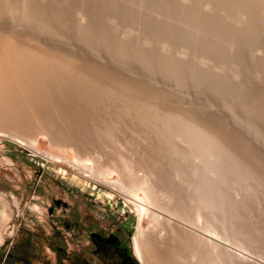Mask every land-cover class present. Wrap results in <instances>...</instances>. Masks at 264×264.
Segmentation results:
<instances>
[{
  "label": "rangeland",
  "instance_id": "374dc122",
  "mask_svg": "<svg viewBox=\"0 0 264 264\" xmlns=\"http://www.w3.org/2000/svg\"><path fill=\"white\" fill-rule=\"evenodd\" d=\"M85 1L87 0H29V3L31 5L35 6L37 2H40L44 5V8L46 9V18L48 20L45 21V26L43 27V34L47 38L46 42L48 44H55L60 49H66L74 56V61L72 63H74L76 60L75 65L77 64V66L79 67L73 65L72 68H77L76 70L73 69L74 72L69 74L74 79L76 78L74 77V74L75 76L76 74H79V77L81 79L78 78L77 80L80 79L81 81H84V79L86 78H91L90 76H94L95 78H91L93 82H90L87 79V81H84L90 82L87 83V88L90 89L93 87L92 90L90 89L93 93L89 92L90 94H87L83 92L84 94H80L78 93V85H75L73 87L72 84L75 82L72 80L67 79V81L72 82H70V85L72 86H69L67 81L65 85L62 83H60V85L59 83L53 82L52 79L48 80L45 77V84H50H48L49 91L46 92V94H42L43 97L45 96L44 99L42 98V100L39 101L41 99L39 98L38 102L34 101L36 104L34 103L33 109L31 108L32 110L28 108V111L30 110L34 112L35 109H37L36 111L39 113L40 111H42L43 108H46L45 111L43 110V113L41 112L42 114L39 113L38 116L37 114L34 116H37L42 120L46 119L44 123H47L46 125L48 132H52L56 129L52 133L61 131L60 133L57 132V135L59 133L60 136H57L55 134L57 136L56 137L53 134L54 138L50 139L51 137H53V135H50L51 133H47L49 135L44 134L45 132L40 133L38 130H36V128H34V126L28 124L25 125L27 126L28 130H26L25 126V129H23L22 126L20 130L19 126L16 127V133L21 135L24 134V136L28 138L30 134L29 132H31L29 129H35V132H33L32 130L33 133L31 132L30 135V138L35 140V150H32L26 144H22L17 140L11 138L10 135H0V264H71L70 260L74 257L77 252H79V250H81L84 246L87 245L88 239L85 234L79 235L73 229H65V227L63 226V221L67 219L69 220L79 218L82 224H85L86 226L87 222L84 220V217L88 213L93 212H96L97 215H103L104 213H107L112 216H115L117 219H120L122 216L125 215L134 217V223L131 226V234L128 235V247L130 250V255L134 260L138 262V264H143V262L138 258L134 250L135 241L137 240L139 247L143 253L146 264H173L175 263V260L178 261L179 258L186 259L187 257H189L187 254H189V248L191 246H188V243H190V241L187 237L188 235L186 234L189 233L188 231L194 230L193 224L190 221H184L183 219L175 215L177 214V212L181 213V210H177L182 209L178 208L182 205L184 210L185 208L187 209L185 210V212H188L187 216L189 218L192 216V219L194 217V209H191L193 207L190 208V206L192 205L190 203V200L187 199H190L189 196L191 192H189V190H192L191 187H193L195 180V176L191 174V172H194L195 169L193 164L196 163L195 165H197L198 159L194 161L191 154L193 155V157L195 156L194 158H196V153L193 151L194 153H190L189 155V153L187 152V148L184 150V147L182 146L184 145L185 147H187V145L183 143L181 144V141L179 142L180 137L176 136L175 139L177 138V141L174 140L172 142L179 143L176 147V144L173 143L174 147L177 149L179 148V150L177 151H181L183 148V150L180 152L181 156L185 152L192 159L189 160L188 156L185 159H183L181 156L180 157L184 160L183 162H188L187 167H190L191 165L193 166L191 168L188 167L187 170L185 163H183V165L180 166L183 168L179 169L181 170L180 173L178 170V166L182 164V159L179 156H177L178 158L175 156V158H173L172 160L171 153H173V148H169V152L168 150H166L168 152L167 154L166 152H164L165 148L162 146L166 145L165 143H167L168 141L165 140L169 139L170 134L176 129L175 127H173V122L177 119V117L180 116L182 117L178 118V120L182 119V122H184L185 120L188 122L193 120L191 122H193L194 124L197 123L196 126L198 125L197 127L202 128L200 129L205 136L207 135L208 137H212L211 134H215L217 132L216 135H213L214 137H212V139H215L214 142L218 144V148L220 147V149H223L221 151L225 153L224 157L226 159V162L228 161L227 164L229 163L233 167L235 164V167H238V169H240L239 166L243 167H241L243 170L240 169L242 177L240 176L239 178H234V176L230 172L225 170V176L230 174V177L227 176V178L224 176L225 184L221 185L223 188L222 192L224 191L228 195L226 196V194H223L224 192L222 193V211L221 209L215 211L207 207L201 214L199 218V223L204 224L206 227L208 226L207 229H209V233L210 231H213L211 233H214V235L216 236V241L218 242L220 249H223L225 247L233 248L237 253H239V255L235 254L232 255V257H228L227 255L219 256V258L221 257L222 259H224L223 262L226 261L225 263L228 264L229 262L227 260L231 259L234 264H239V262L240 264H264V53H262L264 52V31H262V26L258 25L255 28L254 32L255 38L257 39V43L253 42V44H248V42L241 39L240 42L236 43V45L234 46L232 44L230 45V41H228L227 43L228 39L225 36L222 38L223 40L221 39V42L219 41V39L216 40L212 36V38L209 36L206 37V41L208 40V43L210 42L212 44V47H215V45L217 46V44L221 46H224V44L229 45L224 46V50L225 52H227L226 55L228 56V60H223L217 55H214L212 52L211 54L206 51L203 52L202 49L200 50L198 48L199 46H197L195 49L190 43L186 42L183 39V36L172 35V32L176 30H180L179 32L184 31L185 33L189 32L190 30V27L188 26L189 24H187V22L189 23V21L187 19L183 20L178 15H176V11L179 8L178 4H176L178 3L177 0V2L175 0H163V2L162 0H157L158 3H161L159 5H164V2L165 5L166 3L167 5L169 4L166 9L163 8V11L160 8H157L156 6V8H148L144 5L146 4L145 2H133V0H89L90 16L85 17V19H81L82 14L87 8ZM165 5L164 7H166ZM216 14H220L219 17L222 16V13ZM160 23L162 27L159 25ZM236 23L239 24L238 27L242 26L240 22ZM87 25H90L92 28L91 34H89L88 36L89 39L87 37H84L83 34L81 36L80 33V31L84 29L83 26ZM27 26L21 25L20 29H22L20 32H24L25 36L32 34V37L29 36V38L33 39V36L36 35L35 33H37L39 29L37 26H35V23L33 25L30 24ZM25 27H27L28 29ZM26 32L28 34H26ZM162 32L164 34H162ZM27 43L28 45L30 44L29 46L32 45V47L34 48V40L27 39ZM60 46H63V48ZM256 47L259 48L257 49ZM236 51L239 53H237ZM239 54V59H234V56H238ZM167 58H170L174 61L178 59V61L182 62L183 64L185 63L186 74L182 73L179 74V76H175L172 68L166 66L167 64L165 60ZM31 62V67L33 69L29 71L32 72V74L30 72H28L30 75L27 74L30 77L33 76V73H35V76L33 77H36V75L39 76L38 73L34 70L38 71L41 69V71L47 72V70L44 69V67H40V65L34 66V64L36 65L37 63H34L33 60ZM83 65L86 67H84ZM91 65L93 66V68ZM87 66L89 67L88 69ZM206 67H210L211 69L209 68L210 70H207L211 72L214 71L215 73L217 71V76L215 75V77L211 79L208 73H204L208 75L209 78L205 75H200L197 78V76H195V73L196 75L201 74L202 72L199 71L206 69ZM41 71L40 76L42 77L43 74H45L46 72H42L43 74H41ZM80 71L82 73L85 72L84 74H88L89 76L86 75L88 77H83L84 75H80ZM189 71L190 73L192 72L191 75L195 77H191V75L187 76V73L190 74ZM59 72L66 73V71H63V67L60 68ZM97 73L98 75L95 76ZM29 76L28 78H30ZM40 76L39 78L37 77V80L44 81V78H40ZM219 76L221 77L218 78ZM82 77L84 78L83 80ZM179 78L181 80H178ZM196 79L197 81H195ZM232 79L235 81H233ZM96 80H99L102 83L96 82ZM204 81L205 83H203ZM206 81L208 84L206 83ZM95 82L97 84H95ZM51 83L55 84L53 85ZM220 83H222V85L224 84L227 89L224 88L225 86L221 87V90L220 88L217 89V85H219ZM56 84H59L58 87ZM89 84L90 86L91 84H95L97 87L93 85L90 87ZM102 84L103 86H100ZM61 86H63L65 89ZM67 86H69V88ZM231 86L233 88H231ZM104 87H108L113 91L112 93L114 94L110 93L111 95H113V99L112 97H110V94H105L104 92H102V90H100V88L102 89ZM122 87L124 90L122 89ZM215 87L217 90L213 89ZM71 88H74L73 90H75V92H73ZM8 89L11 90L12 88L9 87L7 88V90ZM9 90H5V93L7 92L6 94H8V97L13 96V98H16L15 102L12 101L11 103H14L13 108L16 110L17 108L15 106L23 105L24 108L19 106L20 108L18 109L20 111L25 112V109H27V105L25 104L26 100L18 99L20 94L18 89L15 88L12 90V94L14 95H12ZM15 90L17 91L15 92ZM70 90H72L74 94L71 93ZM97 90H99V92H97ZM226 90L228 92H226ZM61 91H63V93ZM94 91L97 93H95ZM100 92L102 93L100 94ZM123 92L124 94L122 96ZM220 92L223 94H221ZM224 92H226V94ZM16 93L18 95H16ZM77 94L79 95L78 97ZM86 94L89 96H87ZM69 95L71 99L69 98ZM99 95H103L100 97H103L106 100L103 98H101V100L98 99ZM105 95L109 97H105ZM115 95L118 96L115 97ZM49 96H53V99L49 98ZM86 97L88 98V101H86ZM91 97H93V101L90 100ZM83 98H85V100ZM108 98H110L111 100ZM118 98L124 100L121 101ZM125 98L130 99L129 101L131 102L133 101L132 103L134 105L131 102L129 103L128 99ZM135 98H138L140 101L138 99L136 101ZM45 99H47V101ZM43 100L46 103H50L49 106L52 107V110L48 107L47 104H45L44 106ZM95 100L97 101V103L95 102ZM89 101H91V104ZM141 101L143 104L140 103ZM136 102L139 103L137 104ZM37 103L41 105L40 110L38 109L40 105L38 106ZM54 103L55 105H53ZM148 103L150 104L148 105ZM124 104L129 105L125 106ZM138 105H145L143 106V108L142 106H140L141 110H143L144 112L139 110L140 113H138L136 109ZM123 106L125 109L128 107L129 110H125ZM129 107H131L132 110ZM151 107H154V110ZM8 108L9 106L7 108H3L4 110L0 109V122L3 124L6 123V125L7 122L5 120L7 119L5 117H7V114L10 113V109ZM47 108L49 109V111H51H47ZM82 108H84L85 111L84 109L82 110ZM5 109H8L7 113L5 112ZM18 109L16 111H19ZM120 109L122 110L120 111ZM53 110H56V112H52ZM90 110L95 111L91 112ZM46 111L49 112V115L52 113L54 118L52 116H49L48 114H44L47 113ZM128 111H130V115L129 113H126ZM154 111L157 116L154 114ZM3 112H5L4 115L7 116L4 117ZM145 112L148 114H146ZM142 113L146 114L145 117L147 118L145 120L143 118L144 115ZM40 114L42 117L40 116ZM139 114H142L143 116L141 115L140 117L138 116ZM173 114L174 116L177 115V117L175 118ZM44 115L46 116V118H44ZM135 116L138 118V120L137 118H134ZM170 116H172L175 120L173 121ZM187 116L188 118H186ZM210 116L212 119L209 118ZM131 117L132 119H134L132 120ZM166 117L168 118V120ZM142 118L143 120H141ZM1 119L3 120L1 121ZM49 120L50 123L48 122ZM178 120L176 122H178ZM148 121H150L151 123L153 122L154 124L152 123L151 126L150 122ZM158 121L160 123L162 121L163 123L167 122L165 126L168 127H164V124L162 123V125ZM52 122L59 126L53 125ZM169 122L171 124V131L168 130L170 126ZM176 122L174 124H176ZM48 124H51L50 127L52 126V129L55 126L54 129L49 131ZM134 125L136 126L134 127ZM154 125H157L155 127L157 129L158 127H163V131L161 132V134H164L163 132L169 131L167 133V135L169 134L168 138H166V135H163L164 139L162 138V136H159L161 134L158 131H161L162 129H158L156 131L155 128H152L154 127ZM23 130L26 133H21V131ZM154 131H156V133ZM48 136L51 137L49 138ZM64 136L67 140L69 139L70 141H67ZM141 136L142 138L140 139ZM55 137L59 139L57 140L55 139ZM160 138L163 139L165 142H160L162 141L160 140ZM171 138H174V136H172ZM74 140L79 141L75 143ZM55 142L58 144V146ZM69 142L73 146H68L67 143L69 144ZM159 144L161 145V149H159ZM60 145L62 146V148L60 147ZM75 148L78 149L75 150ZM167 148L168 147H166V149ZM99 150L101 151V153ZM46 153L53 154L55 155V157H47L45 155ZM130 154H132L133 156H131ZM105 155L106 157H104ZM159 155H161L162 157L157 158ZM118 156H120V159H117L119 158ZM129 158L130 160H132L130 164L127 162ZM122 159L123 161L125 159V161L127 162H125V165ZM158 159L161 161H159ZM179 159L181 161H179ZM186 159L188 161H186ZM154 161H156V163H154ZM236 161H238V163H236ZM171 162L177 163L178 166L175 167L174 165L177 164L174 163V165H171ZM189 162H191V164ZM160 163H162L161 165L163 166H161ZM126 165H129V168L130 166L134 167L136 172H134L135 170H133L132 168L131 171L133 170V172L136 174L139 172L138 175H141L140 177H142L143 174V177H147L145 175L148 174L150 176L152 175L151 177H148L149 179L153 177L152 179H146L147 183H149V181L150 183L151 181L154 182L157 178V181L154 182L156 184V188L153 187L151 183L152 189L155 191V194H150L151 191H149L148 187H146L145 185H151L147 183H145V185H140L135 190L136 197L140 199V203L137 202V204H143V209H140L132 198H130L126 194H123L118 189L116 190V188L111 187L113 186V184L110 183L119 178L123 181H126L128 178L130 179L131 173L130 175L129 173L127 174V170L129 169H127L128 167ZM125 166L126 168L123 169ZM159 166H161L162 168H160ZM84 168H89L95 174H86L84 171H82ZM172 168L174 170H172ZM176 168L177 170H175ZM207 168L211 167L208 166ZM121 170H125L124 173ZM207 170H210L209 173L211 171L214 172V169ZM172 171L177 176L171 173ZM97 172L100 174L97 175ZM246 172H249L246 174L248 176L250 175L249 177H245ZM210 174L208 175L212 176L214 173L211 175ZM189 176L190 179H193V177L194 179L190 180ZM243 176L245 177L244 179H242ZM231 177H233L232 180L230 179ZM100 178L103 181H101ZM226 180H228L229 182L227 183ZM245 180L248 182H246ZM249 180L251 181V183ZM178 181L181 183H179ZM189 181H191V183L193 184L190 185L191 183ZM231 181L232 183L230 184ZM186 182L189 183V186L188 184H186ZM237 182L240 183L237 184ZM173 183L174 186H171L173 185ZM182 184L188 186L189 189H187V191L184 189L186 192L182 191L183 188H186ZM226 184H228L229 186H227ZM242 184H244L245 186ZM143 185L147 189H145ZM246 185L249 186L247 187ZM250 185L252 187H250ZM180 186L182 187V189ZM223 186H225L226 188ZM172 188L175 190H173ZM244 188H248L246 189L247 191ZM251 188H254V190L257 192H255ZM169 191L175 196L171 195ZM173 191L174 193H172ZM164 193L166 195L169 194V196L164 195ZM158 194L160 195V197H156V195ZM153 197L154 201H156L157 204L159 202L157 199L163 197V199L161 198L160 200L161 202L158 204L160 207L170 208L168 210H171L173 212L176 208L175 212H177L176 214L175 212L174 214L172 213L173 216H171V214L167 212V214L171 216V219L168 217V220L171 225L165 224L167 223V220L159 221L157 219L156 215H162L161 218L166 215L161 214V212L164 211L163 209H160L159 206L156 207L154 204H152L150 198ZM167 197L170 198L167 199ZM238 198L240 199L238 200ZM58 199L64 201L66 203V206L64 207L63 205H57L55 201ZM169 199L171 200V203ZM174 200L177 201L174 202ZM242 200L245 203H242ZM165 201L167 202L164 203ZM228 202H231V207L229 206ZM178 203L182 204L179 205ZM225 203L227 206L225 205ZM189 204L190 206H187ZM150 205L153 207H151ZM175 205L178 207H176ZM228 208H235L238 211L235 209H231L233 210L232 212L230 209L229 211ZM73 210H76L77 212L75 216L70 215ZM191 210L193 211L192 215H190V213H192ZM155 211L157 212L156 215L154 214ZM153 216H155L157 220H155ZM159 223L162 225H160ZM171 226L172 228H169ZM111 228H113V226ZM162 235H166L165 240ZM62 247L64 248V254H61L60 251L57 250V248ZM183 253L187 254L185 255ZM85 258L88 259L87 254H85Z\"/></svg>",
  "mask_w": 264,
  "mask_h": 264
},
{
  "label": "bare ground",
  "instance_id": "6f19581e",
  "mask_svg": "<svg viewBox=\"0 0 264 264\" xmlns=\"http://www.w3.org/2000/svg\"><path fill=\"white\" fill-rule=\"evenodd\" d=\"M45 1H47V0H45ZM91 1V0H90ZM90 1L89 0H87V1H85L86 2V9H85V12L82 14V16H81V19H85V17H88V16H90ZM129 1H131V0H129ZM140 2V3H146V4H144L146 7H148V8H160L162 11L164 10V9H166L167 8V6L169 5H167V3H166V5H165V2L163 3L166 7H164V5H159V4H161V3H158V1L156 0H133V2ZM176 1V0H175ZM178 1V3H176V4H178V9H177V14L176 15H178L181 19H183V20H188L189 21V23L187 22V24H189L188 26L190 27V30H189V32H184V31H182V32H179L178 30H176V31H174V32H172V35H175V36H183V39L186 41V42H188V43H190L195 49H196V47L197 46H199L198 48L201 50H203V52L204 51H206V52H209L210 54H211V52L214 54V55H217L218 57H220L221 59H227L228 60V56L226 55V53L227 52H225V48H224V46L226 45H228V44H224V46H221V45H219V44H217V46L215 45V47H212V44L210 45L209 43H208V40L206 41V37H213L214 39H216V40H218L219 39V41L221 42V39L225 36L228 40H227V43H228V41H230V45L232 44V45H236V43H238V42H240V40L242 39V40H244V41H246V42H248V44L249 43H252L253 44V42H256L257 43V39L255 38V28L259 25V26H262V28H263V30L262 31H264V0H177ZM176 1V2H177ZM32 2V1H31ZM84 2V1H83ZM93 2V1H92ZM162 2H163V0H162ZM170 2V1H169ZM35 3V2H34ZM38 3V2H37ZM35 4V6H33V5H31L30 3H29V0H0V109H3V108H7L8 106H9V108L8 109H10L9 111H10V113L9 114H7V115H4L5 114V112L7 113V110L8 109H5L6 111L5 112H3V116L5 117V116H7V117H5L7 120H5L6 122H7V125L8 126H10V127H8L7 125H6V123L5 124H3V123H1L0 125V135H10L11 136V138H13V139H15V140H17L18 142H20V143H24V144H26L28 147H30L32 150H35V140H33V139H31L30 138V135H31V132H32V130L31 129H29L31 132H29L30 134H29V138L28 137H25L24 136V134H18V133H16L15 132V129H16V127H18L19 126V130H20V128L23 126V129H25L26 128V130H28L27 129V126H25L26 124H28V125H32V126H34V128H36V130H38L40 133L41 132H45L44 134H47V133H51L50 135H57V132H59V131H57V132H55V133H52L53 131H55V130H53L54 129V127H53V129H52V126L50 127V125L48 126V128H49V131H51V130H53L52 132H48V130H47V123L45 124L44 123V121L46 120H42V119H40L39 117H37L38 116V114L39 113H43L44 111H45V109L43 108L42 109V111H40L39 113L36 111L37 109H35V111L33 112V111H30V110H32L33 109V105H34V103L37 101L38 102V100H39V98H41L39 101H41L42 100V98L44 99L45 98V96L43 97V93L44 94H46V92H48L49 90H48V84H45V79L47 78L48 80H53V82H56V83H62V84H64L65 85V83H66V81H67V79L68 80H72V81H74L75 83H73L72 85H73V87L76 85H78L77 87H78V89H79V91L78 90H76V91H78V93H80V94H82L83 92L84 93H87V94H90L89 92H91V93H93L91 90L93 89V87L92 88H87V86H88V84L87 83H90L91 81H92V79H94L92 76H90L91 78H86L87 80H89L90 82H84V81H87L86 79H84L83 77H85L86 75H88V74H84V73H82L81 71V73H80V75H84L83 77H82V80L84 79V81H81L80 79V77H79V74L77 75L76 74V76H75V74H74V77H76L75 79L69 74V73H72V72H74V70H76V68L77 67H79V66H77V64L75 65V62H76V60H75V62L74 63H72L74 60H73V55L69 52V51H67L66 49H60V48H58V46H56L55 44H48L46 41V37H45V35L43 34V32H44V26H45V21L46 20H48L47 18H46V9L44 8V5L42 4V3H38V4ZM106 3V2H105ZM132 3V2H131ZM175 3V2H174ZM87 4H88V6H89V8H88V6H87ZM137 4V3H136ZM84 5V4H83ZM135 5V4H134ZM139 5H141V4H139ZM52 6V5H51ZM156 6V7H155ZM121 8V7H120ZM164 8V9H163ZM176 9V8H175ZM127 10V9H126ZM159 10V9H158ZM171 10V9H170ZM119 12H121V11H119ZM123 12V11H122ZM140 12V11H139ZM146 12V11H145ZM165 12H166V10H165ZM175 12V13H176ZM164 13V12H163ZM216 13H222V16L221 17H219V15L220 14H216ZM144 15V14H143ZM162 15V14H161ZM175 15V14H174ZM136 17V16H135ZM147 17V16H146ZM173 17V16H172ZM176 17V16H175ZM134 20V19H133ZM169 21V20H168ZM182 21V20H181ZM107 22V21H106ZM236 22H240L241 23V25L242 26H239L238 27V25L239 24H237ZM35 23V26H37L38 27V31H37V33H35L36 35H34L33 36V39L32 38H29V36H31L30 34L29 35H26L25 36V34H24V32L22 33V32H20L21 31V29H20V27H21V25H24V26H27V25H30V24H34ZM110 23V22H109ZM136 23V22H135ZM81 24V23H80ZM165 24V23H164ZM82 25V24H81ZM109 25V24H108ZM160 26H161V23L159 24ZM158 25V26H159ZM70 26V25H69ZM152 26V25H151ZM182 26V25H181ZM188 26H187V29H188ZM23 27V26H22ZM28 27V26H27ZM27 27H25V28H27ZM84 27V29L83 30H81L80 31V33H81V36H82V34H83V36L84 37H87L88 38V36H89V34H91V31H92V28H91V26L90 25H87V26H83ZM87 27V28H86ZM162 27V26H161ZM183 27V26H182ZM24 28V27H23ZM47 28V27H46ZM55 28V27H54ZM69 28V27H68ZM160 28V27H159ZM175 28V27H174ZM222 28V29H221ZM28 29V28H27ZM35 29V28H34ZM95 29V28H94ZM156 29V28H155ZM170 29H171V27H170ZM176 29V28H175ZM142 30V29H141ZM146 30V29H145ZM25 31V30H24ZM115 31V30H114ZM173 31V30H172ZM178 31V32H177ZM261 31V32H262ZM116 32V31H115ZM158 32V31H157ZM165 32V31H164ZM32 33V32H31ZM52 33V32H51ZM26 34H28L27 32H26ZM61 34V33H60ZM78 34V33H77ZM110 34V33H109ZM153 34V33H152ZM162 34H164L163 32H162ZM259 34H261V33H259ZM169 35V34H168ZM92 36H93V34H92ZM259 36H261V35H259ZM32 37V36H31ZM124 37V36H123ZM211 37V38H212ZM257 37H258V34H257ZM158 38V37H157ZM169 38V37H168ZM173 38V37H172ZM171 38V39H172ZM182 38V37H181ZM27 39L28 40H34V42H35V45H33L34 46V48L32 47V45L31 46H29L28 45V43H29V41H28V43H27ZM89 39V38H88ZM104 39V38H103ZM170 39V38H169ZM183 39H181V40H183ZM225 39V38H224ZM263 39V38H262ZM26 40V41H25ZM223 40V39H222ZM164 41V40H163ZM174 41V40H173ZM172 41V42H173ZM226 41V40H225ZM33 42V41H32ZM88 42V41H87ZM215 42V41H214ZM219 42V43H220ZM31 43V42H30ZM125 43H126V41H125ZM187 43V44H188ZM234 43V44H233ZM96 44V43H95ZM99 44V43H98ZM103 44V43H102ZM222 44V43H221ZM247 44V43H246ZM246 44H245V46H246ZM38 45V46H37ZM91 45H93V44H91ZM117 45V44H116ZM115 45V46H116ZM124 45V44H123ZM219 45V46H218ZM239 45V44H238ZM238 45H237V47H238ZM244 45V44H243ZM242 45V46H243ZM122 46V45H121ZM229 46V45H228ZM60 47H62L63 48V46H60ZM114 47V46H113ZM254 47V46H253ZM58 48V49H57ZM215 48H217V49H215ZM227 48V47H226ZM242 48V47H241ZM257 48V47H256ZM259 48V47H258ZM257 48V49H258ZM119 49V48H118ZM230 49V48H229ZM236 49V48H235ZM122 50H123V48H122ZM198 50V49H197ZM231 50V49H230ZM253 50V49H252ZM121 51V50H120ZM56 52V53H55ZM122 52V51H121ZM171 52V51H170ZM237 52V51H236ZM235 52V53H236ZM243 52V51H242ZM250 52V51H249ZM232 53H234V52H232ZM237 53H239V52H237ZM251 53V52H250ZM249 53V54H250ZM262 53H264V52H262ZM34 54V55H33ZM159 54V53H158ZM165 54V53H164ZM231 54V53H230ZM166 55V54H165ZM206 55V54H205ZM241 55H242V53H241ZM252 55V54H251ZM162 56V55H161ZM240 56V54L237 56H234V59L236 58H238ZM229 57H231V56H229ZM162 58H164V57H162ZM176 59V58H175ZM239 59V58H238ZM34 61V63L36 62L37 64L35 65L34 63V66H37V65H40V67H44V69H46L47 70V72L46 71H41V69L40 70H34V71H36L37 73H38V75L40 76V71H41V74H43V73H45V74H43V78H44V81H40V80H37L38 78H39V76H37L36 75V77H33V76H35V73H33V76H29L30 74L28 73V72H30L29 70H32L33 68L31 67V65H32V62L31 61ZM226 60V61H227ZM229 60H230V58H229ZM232 60V59H231ZM240 60H242V59H240ZM39 62V63H38ZM81 62V61H80ZM85 62H86V60H85ZM165 62H166V66H168L169 68H172V70L174 71V75L175 76H179V74H182V73H185V71H186V67H185V63L183 64L182 62H180V61H178V59H176V61H174V60H171L170 58H167L166 60H165ZM225 62V61H224ZM243 62V61H242ZM31 63V64H30ZM82 63H83V61H82ZM91 64V63H90ZM170 64V65H169ZM258 64V63H257ZM256 64V65H257ZM73 65H75V66H77L75 69L74 68H72L73 67ZM89 65V64H88ZM93 65V64H92ZM91 65V66H92ZM191 65V64H190ZM259 65V64H258ZM262 65V64H261ZM33 66V67H34ZM80 66H82V65H80ZM84 66V65H83ZM90 66V67H91ZM94 66V65H93ZM93 66H92V68H93ZM193 66V65H192ZM61 67H63V71H66V73H64V72H62V73H60L59 72V70H60V68ZM84 67H86V66H84ZM207 67H208V65H207ZM206 67V69H204V70H201V71H199V72H202L201 74H198V75H196V73H195V76H197V78H198V76H200V75H202V76H207L208 77V75H206V74H204V73H208L209 74V76L211 77V79L212 78H214L215 77V75L217 76V71L214 73V71L213 72H211V71H209L210 69L209 68H207ZM235 67V66H234ZM233 67V68H234ZM89 67L87 66V69H88ZM96 68V67H95ZM164 68V67H163ZM74 69V70H73ZM84 69V68H83ZM83 69H82V71H83ZM86 69V68H85ZM86 69V70H87ZM190 69H192V68H190ZM194 69V68H193ZM207 69H209V70H207ZM43 70V69H42ZM71 70V71H70ZM73 70V71H72ZM95 70V69H94ZM169 70V69H168ZM171 70V69H170ZM98 71V70H97ZM101 71V70H100ZM105 71V70H104ZM172 71V72H173ZM196 71V70H195ZM260 71V70H259ZM43 72V73H42ZM79 72V71H78ZM92 72V71H91ZM187 72H188V69H187ZM238 72V71H237ZM31 74H32V72H30ZM64 73V74H63ZM88 73V72H87ZM189 73H190V71H189ZM27 74H29V75H27ZM186 74V73H185ZM185 74H183V75H185ZM192 74V72L190 73V74H188L187 73V76L189 75H191ZM27 75V76H26ZM45 75V76H44ZM91 75V74H90ZM98 75V73L95 75V76H97ZM28 76L30 77V78H28ZM89 76V75H88ZM88 76H86V77H88ZM108 76V75H107ZM180 76H182V75H180ZM195 76H193V75H191V77H195ZM201 76V77H202ZM223 76H225V75H223ZM38 77V78H37ZM41 76H40V78H42ZM46 77V78H45ZM190 77V78H191ZM221 76H219L218 78H220ZM228 77V76H227ZM78 78H80L79 80H77ZM171 78V77H170ZM209 78V77H208ZM217 78V77H216ZM223 78V77H222ZM232 78V77H231ZM230 78V79H231ZM34 79H36V80H34ZM65 79V80H64ZM204 79V78H203ZM103 80V79H102ZM128 80V79H127ZM178 80H181L180 78L178 79ZM177 80V81H178ZM193 80H194V78H193ZM207 80H209V79H207ZM219 80V79H218ZM226 80V79H225ZM233 80V79H232ZM231 80V81H232ZM39 81V82H38ZM47 81V80H46ZM125 81V80H124ZM176 81V82H177ZM195 81H197V79L195 80ZM199 81V80H198ZM217 81V80H216ZM233 81H235V80H233ZM43 84H42V83ZM68 82V84H69V86H72V85H70V82L71 81H67ZM93 82V81H92ZM96 82H100L99 80L97 81L96 80ZM95 82V84H97ZM128 82V81H127ZM183 82V81H182ZM239 82V81H238ZM72 83V82H71ZM100 83H102V82H100ZM112 83V82H111ZM121 83V82H120ZM134 83V82H133ZM197 83V82H196ZM203 83H205V81L203 82ZM206 83H207V81H206ZM211 83V82H210ZM51 84H53V83H51ZM55 84V83H54ZM53 84V85H54ZM58 84V85H59ZM67 84V85H68ZM95 84H91V86L93 85V86H95V87H97ZM132 84V83H131ZM137 84H138V82H137ZM208 84V83H207ZM206 84V85H207ZM42 85H44V86H42ZM47 85V86H46ZM50 85V84H49ZM57 85V84H56ZM58 85H57V87H58ZM61 85V84H60ZM99 85V84H98ZM227 85V84H226ZM52 86V85H51ZM69 86H67L68 88H69ZM89 86H90V84H89ZM90 86V87H91ZM100 86H103V84L102 85H100ZM121 86V85H120ZM119 86V87H120ZM134 86H136V85H134ZM209 86V85H208ZM225 85L223 84L222 85V83H220L219 85H217V89H219L220 88V90L222 89L221 87H224ZM12 88L11 90H9L10 91V93L12 94L13 92H12V90L13 89H18V91H19V97H18V99H22V100H26L25 102V104L27 105V109H25V112H26V115H25V112H23V111H20L18 108H20V107H22V108H24L23 107V105H18V106H15L19 111H16L13 107H14V103L13 104H11L12 103V101L13 102H15V100H16V98H13V96H10V97H8V94H6L5 93V90L6 91H8L7 90V88ZM61 87H63V86H61ZM109 87V86H108ZM106 88V87H104V88H100V90H102V92H104L105 94H110V93H112L113 91L111 90V89H109V88ZM116 87V86H115ZM124 87V86H123ZM123 87H122V89H123ZM182 87V86H181ZM211 87V86H210ZM214 87V86H213ZM239 87H240V85H239ZM64 88V87H63ZM225 89H227V87L225 86L224 87ZM231 88H233L232 86H231ZM50 89V88H49ZM59 89H60V87H59ZM65 89V88H64ZM72 90L74 89V88H71ZM95 89H97V88H95ZM99 89V88H98ZM211 89V88H210ZM213 89H216V87L215 88H213ZM212 89V90H213ZM216 89V90H217ZM225 89H223V90H225ZM51 90V89H50ZM54 90V89H53ZM72 90H70V92L71 93H73V92H75V90H73V92H72ZM119 90V89H118ZM117 90V91H118ZM124 90V89H123ZM222 90V91H223ZM17 90H15V92H16ZM69 91V90H68ZM219 91V90H218ZM231 91V90H230ZM229 91V92H230ZM14 92V93H15ZM62 93H63V91H61ZM65 92V91H64ZM69 92V93H70ZM95 92V91H94ZM97 92H99V90H97ZM97 92H95V93H97ZM102 92H100V94L102 93ZM129 92V91H128ZM128 92H127V94H128ZM226 92H228L227 90H226ZM226 92H224L225 94H226ZM232 92V91H231ZM9 93V94H10ZM52 93H54V92H52ZM83 93V94H84ZM159 93V92H158ZM221 93V92H220ZM10 94V95H11ZM47 94H49V93H47ZM65 94V93H64ZM68 94V93H67ZM74 94V93H73ZM86 94V95H87ZM99 94V93H98ZM112 94H114V93H112ZM116 94H117V92H116ZM119 94H120V92H119ZM123 94H124V92L122 93V96H123ZM126 94V95H127ZM221 94H223V93H221ZM240 94V93H239ZM12 95H14V94H12ZM16 95H18L17 93H16ZM54 95V94H53ZM111 95V94H110ZM234 95V94H233ZM42 96V97H41ZM62 96H64V95H62ZM67 96V95H66ZM79 95L77 94V97H78ZM87 96H89V95H87ZM92 96V95H91ZM100 96H103V95H99V98L98 99H100L101 100V98H103V97H100ZM113 95H111L110 97H112ZM118 96V95H117ZM116 95H115V97H117ZM121 96V97H122ZM48 97V96H47ZM53 96H49V98H51V99H53L52 98ZM72 97H73V95H72ZM75 97V96H74ZM105 97H109V96H107V95H105ZM114 97V98H115ZM120 97V98H121ZM67 98V97H66ZM69 98H70V95H69ZM69 98H68V101H69ZM92 98L93 97H91V99L90 100H92ZM95 98H96V96H95ZM14 99V100H13ZM51 99H49V100H51ZM71 99V98H70ZM84 100H85V98H83ZM86 101H88V98L86 97ZM103 99H105V98H103ZM102 99V100H103ZM108 99H110V98H108ZM112 99H113V97H112ZM119 99V98H118ZM125 99H128V98H125ZM136 99V101H137V99L138 98H135ZM163 99V98H162ZM231 99V98H230ZM46 101H47V99H45ZM65 100V99H64ZM97 100V99H96ZM95 100V102L97 103V101ZM106 100V99H105ZM111 100V99H110ZM117 100V99H116ZM119 100H121V101H123L122 99H119ZM130 99H128V101H129ZM133 100H134V98H133ZM139 100V99H138ZM19 101V100H18ZM35 101V102H34ZM44 101V100H43ZM55 101V100H54ZM73 101V100H72ZM75 101H76V99H75ZM77 101H78V98H77ZM93 101V100H92ZM118 101V100H117ZM140 101V100H139ZM21 102V101H20ZM30 102V103H29ZM52 102V101H51ZM64 102V101H63ZM81 102V101H80ZM84 102V101H83ZM90 102V104H91V101H89ZM94 102V103H95ZM100 102V101H99ZM103 102V101H102ZM119 102V101H118ZM117 102V103H118ZM126 102V101H125ZM131 101H129V103H130ZM133 102V101H132ZM131 102V103H132ZM145 102V101H144ZM147 102V101H146ZM177 102V101H176ZM5 103V104H4ZM23 103V102H22ZM28 103V104H27ZM41 103V102H40ZM44 103V106H45V104H47L48 105V107L49 108H51V110H52V107H50L49 106V104L50 103H46L45 101L43 102ZM42 103V104H43ZM53 103V102H52ZM59 103V102H58ZM79 103V102H78ZM121 103H124V102H121ZM128 103V102H127ZM137 103V102H136ZM139 103V102H138ZM137 103V104H138ZM140 103H142V101L140 102ZM150 103H151V101H150ZM150 103H148V105L150 104ZM19 104V103H18ZM36 104V103H35ZM38 104V103H37ZM56 104H57V102H56ZM82 104V103H81ZM86 104V103H85ZM114 104V103H113ZM120 104V103H119ZM133 104V103H132ZM143 104V103H142ZM177 104V103H176ZM4 105H6V106H4ZM40 104H38V106H39ZM47 105H46V107H47ZM53 105H55V103L53 104ZM62 105V104H61ZM65 105V104H64ZM69 105V104H68ZM76 105V104H75ZM92 105H93V102H92ZM100 105V104H99ZM125 105V104H124ZM127 105H129V104H127ZM127 105H125V106H127ZM134 105V104H133ZM132 105V106H133ZM169 105V104H168ZM182 105V104H181ZM20 106V107H19ZM29 106V107H28ZM43 106V105H42ZM78 106V105H77ZM85 106V105H84ZM97 106V105H96ZM107 106H108V104H107ZM135 106H136V104H135ZM140 106H142V108H143V106H145V105H138L137 107H136V109H137V111H138V113H140L139 112V110H141V108H140ZM156 106V105H155ZM56 107V106H55ZM54 107V108H55ZM89 107V106H88ZM134 107V106H133ZM178 107V106H177ZM184 107V106H183ZM186 107V106H185ZM188 107V106H187ZM191 107V106H190ZM247 107V106H246ZM250 107V106H249ZM248 107V108H249ZM21 108V109H22ZM28 108H30V110L28 111ZM32 108V109H31ZM36 108H38V107H36ZM40 108H41V105L39 106V110H40ZM53 108V109H54ZM61 108V107H60ZM87 108V107H86ZM90 108V107H89ZM88 108V109H89ZM120 108V107H119ZM118 108V109H119ZM123 108H124V106H123ZM129 108H131V107H129ZM135 108V107H134ZM144 108H146V107H144ZM152 108V107H151ZM154 108V107H153ZM152 108V109H153ZM156 108V107H155ZM251 108V107H250ZM48 109V108H47ZM56 109V108H55ZM64 109V108H63ZM63 109H61V110H63ZM75 109V108H74ZM84 108H82V110H83ZM125 109V108H124ZM126 109H128V107L126 108ZM125 109V110H126ZM146 109H148V108H146ZM181 109V108H180ZM185 109V108H184ZM187 109V108H186ZM194 109V108H193ZM247 109V108H246ZM4 110V109H3ZM28 112H27V111ZM44 110V111H43ZM50 110V111H51ZM59 110V109H58ZM80 110V109H79ZM122 109H120V111H121ZM129 110V109H128ZM131 110H132V108H131ZM135 110V109H134ZM154 110V109H153ZM153 110H152V113H153ZM172 110V109H171ZM182 110V109H181ZM192 110V109H191ZM249 110V109H248ZM47 111H49V109L47 110ZM46 111V112H47ZM49 111V112H50ZM84 111H85V109H84ZM89 111V110H88ZM87 111V112H88ZM91 111V110H90ZM93 111H95V110H93ZM93 111H91V112H93ZM108 111V110H107ZM113 111V110H112ZM116 111V110H115ZM136 111V110H135ZM141 111H143V110H141ZM148 111V110H147ZM164 111H165V109H164ZM174 111V110H173ZM195 111V110H194ZM49 112H47V113H44V114H48ZM52 112H56V110H53ZM59 112V111H58ZM100 112V111H99ZM98 112V113H99ZM106 112V111H105ZM114 112V111H113ZM119 112V111H118ZM130 111H128V112H126V113H129ZM144 112V111H143ZM183 112V111H182ZM23 113V114H22ZM29 113V114H28ZM41 113V114H42ZM53 113V114H54ZM61 113V112H60ZM73 113V112H72ZM75 113V112H74ZM97 113V114H98ZM108 113V112H107ZM115 113H117V112H115ZM122 113V112H121ZM134 113V112H133ZM136 113V112H135ZM146 113V112H145ZM158 113V112H157ZM160 113V112H159ZM174 113V112H173ZM176 113V112H175ZM187 113V112H186ZM193 113V112H192ZM258 113V112H257ZM2 114V113H1ZM20 114V115H19ZM22 114V115H21ZM32 114V115H31ZM37 114V116H34V115H36ZM41 114H40V116H41ZM81 114H82V112H81ZM84 114V113H83ZM144 116H143V115ZM141 115L143 116V118H144V120L147 118V117H145L146 116V114H148V113H146V114H144V113H142ZM151 114V113H150ZM154 114H155V111H154ZM184 114V113H183ZM29 115V116H28ZM49 115V114H48ZM57 115V114H56ZM74 115V114H73ZM129 115H130V113H129ZM141 115L139 114L138 116H140L141 117ZM156 115V114H155ZM161 115V114H160ZM159 115V116H160ZM1 116V115H0ZM31 116V117H30ZM45 116V115H44ZM49 116H52L53 117V115H52V113L49 115ZM48 116V117H49ZM55 116V115H54ZM65 116V115H64ZM99 116V115H98ZM119 116V115H118ZM128 116V115H127ZM134 116V115H133ZM137 116V115H136ZM134 117V118H137V117ZM157 116V115H156ZM173 116H174V114H173ZM179 116V115H178ZM184 116V115H183ZM190 116V115H189ZM212 116V115H211ZM211 116L209 117V118H211ZM3 117V118H4ZM42 117V116H41ZM48 117H47V119H48ZM81 117V116H80ZM106 117V116H105ZM125 117V116H124ZM162 117H164V116H162ZM175 118L177 117V115L176 116H174ZM180 117H182V116H180ZM180 117H177V119L175 120L172 116H170V118H172V120L174 121H172L173 122V127H175L173 130V132L170 134V138L169 139H166V138H168V135H167V133L169 132V131H171L170 130V128H171V124H170V122H169V128H168V130L169 131H167V132H163L164 134H161V132L163 131V127L161 128H159L158 127V129L160 130V129H162L161 131H158V132H160V134L161 135H159V136H162V138H163V135H166L165 137V141H168L167 143H165L166 145H162L164 148H165V150H164V152H166L167 154H168V152H169V148L171 149V148H173L172 150H173V153H171L172 155H171V159L173 160V158H175V156L177 157V156H181V151L183 150V148H182V146L184 147V150L187 148V152L189 153V155H190V153H196L195 155H196V158H194L193 157V155L191 154V156H192V158L194 159V161H196L197 159H198V162H197V165H195V164H193L194 165V172H191V174L192 175H194L195 176V180H194V184L193 183H191V181H189L191 184L190 185H192L193 184V187H191L192 188V190H189V192H191V194H190V199H187V200H190V203H191V205L192 206H190V204L189 205H187V206H190V208L191 207H193V208H191L192 210L194 209V214H193V211L191 210V212L192 213H190V215H192L193 214V219L190 217H188L187 216V213L188 212H185V210H187L186 208H185V210L183 209V207H182V203L181 204H179V205H181V207H178V206H176V207H178V208H182V209H179V210H177V211H180L181 210V213L179 212H177V214H176V212H175V210H176V208H175V210H174V212H175V216H177V217H179V218H181V219H183L184 221H190L192 224H193V229L194 230H190V231H188L189 233H187L186 235H188L187 237L189 238V241H190V243H188V246H191L189 249H190V251H189V254H187L189 257H187L186 259H184V258H179L178 259V261L177 260H175V263H173V264H227V263H225V262H223V260L224 259H222L221 257V259L219 258V256H223V255H227L228 257L230 256V257H232V255H235V254H238L239 255V253H237L233 248H227V247H225V248H219V244H218V242L216 241L217 240V238H216V236L214 235V233H211V232H213V231H210V233L208 232V230L209 229H207V227L204 225V224H201V223H199V218H200V216H201V214L204 212V210L207 208V207H209V208H211L212 210H215V211H218V210H220L221 209V211H222V205H223V195H222V193L224 192H222V184H225V182H224V180H225V178H224V176H225V170H227L228 172H230L233 176H234V178H239L240 176H241V172H240V169H242L243 167L242 166H239L240 167V169H238V167L236 168L235 167V164H234V167L232 166V165H230L229 163L227 164V162H226V159H225V153H223V151H221V150H223V149H220V147L218 148L217 146H218V144L217 143H215L214 141H215V139L213 140L212 139V137H214L213 135H216V133L215 134H211L212 135V137L211 136H205L204 134H203V132L201 131V127H197L196 126V124L197 123H193V122H191V121H193V120H191V121H184V122H182L183 120L182 119H180V120H178V118H180ZM191 117V116H190ZM193 117V116H192ZM44 118H46V116L44 117ZM51 118V117H50ZM54 118V117H53ZM52 118V119H53ZM130 118V117H129ZM133 118V119H134ZM143 118L141 119V120H143ZM149 118V117H148ZM167 118V117H166ZM186 118H188V116L186 117ZM215 118V117H214ZM59 119V118H58ZM77 119V118H76ZM86 119V118H85ZM105 119V118H104ZM107 119V118H106ZM124 119V118H123ZM127 119V118H126ZM131 119H132V117H131ZM130 119V120H131ZM132 119V120H133ZM151 119H152V117H151ZM160 119V118H159ZM212 119V118H211ZM216 119V118H215ZM3 119H1V121H2ZM103 120V119H102ZM137 120H138V118H137ZM137 120H135V121H137ZM140 120V121H141ZM161 120V119H160ZM167 120H168V118H167ZM178 120V122H176ZM182 120V121H181ZM208 120H210V119H208ZM107 121H108V119H107ZM139 121V122H140ZM216 121V120H215ZM220 121V120H219ZM47 122V121H46ZM49 123H50V120L48 121ZM56 122V121H55ZM91 122V121H90ZM93 122V121H92ZM109 122V121H108ZM148 122H150V121H148ZM155 122H156V120H155ZM159 122V121H158ZM176 122V124H174ZM211 122V121H210ZM53 123V122H52ZM88 123V122H87ZM143 123V122H142ZM153 123V122H152ZM151 122H150V125L152 124ZM160 123V122H159ZM163 123V121L160 123V124H162ZM167 123V122H166ZM165 122L162 124L164 127H168V126H165V124H166ZM212 123V122H211ZM216 123V122H215ZM221 123V122H220ZM70 124V123H69ZM90 124V123H89ZM107 124V123H106ZM116 124V123H115ZM134 124V123H133ZM148 124V123H147ZM146 124V125H147ZM154 124V123H153ZM4 125V126H3ZM53 125H56V124H54L53 123ZM75 125V124H74ZM114 125V124H113ZM112 125V126H113ZM140 125V124H139ZM3 126V127H2ZM7 126V127H6ZM24 126H25V128H24ZM32 126H30V127H32ZM56 126H59V125H56ZM108 126V125H107ZM136 125H134V127H135ZM152 126V125H151ZM157 126V125H156ZM155 125H154V127H152V128H155L156 127ZM199 126H201V125H199ZM9 128V129H5V128ZM147 127V126H146ZM172 127V128H173ZM51 128V129H50ZM72 128V127H71ZM110 128V127H109ZM201 128V129H200ZM213 128V127H212ZM11 129H13V130H11ZM61 129V128H60ZM68 129V128H67ZM115 129V128H114ZM134 129V128H133ZM156 129V131L158 130L157 128H155ZM165 129V128H164ZM22 130V129H21ZM57 130H58V128H57ZM116 130V129H115ZM127 130V129H126ZM166 130H167V128H166ZM17 131H18V129H17ZM37 131V132H38ZM74 131V130H73ZM76 131V130H75ZM84 131V130H83ZM82 131V132H83ZM152 131V130H151ZM156 131H154L155 133H156ZM22 132H24V130L23 131H21V133ZM27 132V133H28ZM33 132H35V129L33 130ZM32 132V133H33ZM61 132V131H60ZM59 132V133H60ZM211 132H213V131H211ZM24 133H26V132H24ZM58 133V135L60 136V134ZM100 133V132H99ZM108 133H110V132H108ZM233 133V132H232ZM235 133V132H234ZM38 134V133H37ZM98 134V133H97ZM121 134V133H120ZM138 134V133H137ZM141 134V133H140ZM159 134V133H158ZM47 135H49V134H47ZM54 135H53V137H51V136H48L50 139H53L54 138ZM55 135V136H56ZM57 135V136H58ZM146 135V134H145ZM208 135H210V134H208ZM238 135V134H237ZM26 136H27V134H26ZM56 136V137H57ZM66 136V135H65ZM64 136V137H65ZM71 136V135H70ZM137 136V135H136ZM154 136V135H153ZM156 136H157V134H156ZM155 136V137H156ZM159 136H158V138H159ZM172 136H174V138H171ZM180 137L179 138V142L181 141V144L183 143V144H185V145H187V147H185L184 145H182L181 146V148H182V150L181 151H177V150H179V148L177 149V148H175L176 146H177V144L179 143V142H177V143H174V142H172V141H174V140H176L175 139V137ZM221 136V135H220ZM55 137V139H57ZM73 137H74V135H73ZM79 137V136H78ZM96 137V136H95ZM107 137H109V136H107ZM33 138V137H32ZM63 138V137H62ZM105 138V137H104ZM142 138V136L140 137V139ZM146 138V137H145ZM218 138V137H217ZM223 138V137H222ZM226 138V137H225ZM59 139V138H58ZM57 139V140H58ZM61 139V138H60ZM65 139H66V137H65ZM164 139V138H163ZM163 139H161L160 138V140H162V141H160L159 139V141L160 142H165ZM56 140V141H57ZM67 140V139H66ZM69 140V139H68ZM67 140V141H68ZM72 140V139H71ZM109 140V139H108ZM124 140V139H123ZM54 141V140H53ZM60 141V140H59ZM65 141V140H64ZM70 141V140H69ZM73 141V140H72ZM75 141V143L76 142H78V141H76V140H74ZM88 141H89V139H88ZM94 141V140H93ZM99 141V140H98ZM102 141V140H101ZM110 141V140H109ZM108 141V142H109ZM132 141V140H131ZM144 141H146V140H144ZM143 141V142H144ZM177 141V140H176ZM62 142V141H61ZM130 142V141H129ZM159 142V143H160ZM227 142V141H226ZM56 143V142H55ZM83 143V142H82ZM132 143V142H131ZM136 143V142H135ZM158 143V142H157ZM162 143V144H163ZM176 144L175 145V147H174V144ZM57 144V143H56ZM60 144V143H59ZM64 144H66V143H64ZM78 144V143H77ZM76 144V145H77ZM80 144V143H79ZM88 144V143H87ZM102 144V143H101ZM112 144V143H111ZM126 144V143H125ZM145 144V143H144ZM161 144V143H160ZM159 144V146H160V148L159 149H161V145ZM217 144V145H216ZM62 145H63V143H62ZM67 145L69 146V145H71L70 144V142H69V144L67 143ZM66 145V146H67ZM81 145V144H80ZM84 145V144H83ZM82 145V146H83ZM86 145V144H85ZM90 145V144H89ZM158 145V144H157ZM56 146V145H55ZM57 146H58V144H57ZM71 146H73V145H71ZM75 146V145H74ZM78 146V145H77ZM118 146V145H117ZM168 147L167 149H166V147ZM60 147L62 148V146L60 145ZM59 147V148H60ZM76 147V146H75ZM112 147V146H111ZM119 147V146H118ZM179 147V146H178ZM223 147V146H222ZM66 148V147H65ZM74 148V147H73ZM79 148V147H78ZM78 148H75V150L76 149H78ZM124 148V147H123ZM128 148V147H127ZM154 148V147H153ZM155 148H157V147H155ZM225 148V147H224ZM72 149V148H71ZM82 149V148H81ZM102 149V148H101ZM110 149V148H109ZM115 149V148H114ZM133 149V148H132ZM146 149V148H145ZM67 150V149H66ZM70 150V149H69ZM74 150V149H73ZM112 150V149H111ZM130 150V149H129ZM163 150V149H162ZM166 150H168V152L166 151ZM94 151H96V150H94ZM100 151V150H99ZM117 151V150H116ZM143 151V150H142ZM159 151V150H158ZM194 151V152H193ZM80 152H81V150H80ZM92 152H93V150H92ZM98 152V151H97ZM106 152V151H105ZM118 152V151H117ZM129 152V151H128ZM152 152V151H151ZM161 152V151H160ZM163 152V151H162ZM177 152V153H176ZM212 152H213V154H212ZM100 153H101V151H100ZM136 153V152H135ZM165 153V154H166ZM150 154V153H149ZM148 154V155H149ZM163 154V153H162ZM170 154V153H169ZM175 154H177V155H175ZM182 154H183V152H182ZM185 154V155H184ZM184 156L182 155L181 157L183 158V159H185L187 156L189 157V155L188 154H186L185 152H184ZM47 157H55V155H53V154H45ZM117 155H118V153H117ZM131 156H133L132 154H130ZM156 155V154H155ZM213 155V156H212ZM138 156V155H137ZM143 156V155H142ZM104 157H106V155L104 156ZM119 158H117V159H120V156H118ZM125 157V156H124ZM157 157V156H156ZM162 156L161 155H159L157 158H161ZM180 157V158H181ZM123 158V157H122ZM170 158V157H169ZM178 158V157H177ZM181 158V159H182ZM192 158H190L189 157V160L190 159H192ZM233 158V157H232ZM104 159V158H103ZM128 159V158H127ZM133 159V158H132ZM148 159V158H147ZM171 159H170V161H171ZM182 159V161L179 159V161H181V165H179L178 166V164L177 163H174V164H177V165H174L172 162V164L171 165H174L175 167L176 166H178V170L179 169H181V168H183V167H180V166H182L183 165V163H185V165H186V167H187V164H188V162L186 163V162H183L184 160ZM188 159V158H187ZM186 159V161H188ZM231 159V158H230ZM149 160V159H148ZM147 160V161H148ZM155 160H157V159H155ZM159 160V159H158ZM163 160V159H162ZM178 160V159H177ZM176 160V161H177ZM234 160V159H233ZM110 161V160H109ZM122 161H123V159H122ZM132 160H130V158H129V160H127V162L130 164V162H131ZM135 161V160H134ZM133 161V162H134ZM159 161H161V160H159ZM232 161V160H231ZM112 162V161H111ZM124 165L127 163L126 161H125V159H124ZM126 162V163H125ZM163 162V161H162ZM166 162V161H165ZM191 162H192V160H191ZM191 162H189L190 164H191ZM110 163V162H109ZM154 163H156V161H154ZM153 163V164H154ZM158 163V162H157ZM168 163H169V161H168ZM236 163H238V161H236ZM113 164V163H112ZM139 164V163H138ZM162 163H160V165H161ZM165 164V163H164ZM189 164V165H190ZM239 164H241V163H239ZM116 165V164H115ZM210 165H212V166H210ZM127 166V165H126ZM126 166L123 168V167H121V168H123V169H125L126 168ZM129 166V165H128ZM127 166V167H128ZM153 166V165H152ZM161 166H163V165H161ZM161 166H159L160 168H162ZM173 166V167H174ZM196 166V167H195ZM211 167V168H207V167ZM232 166V167H231ZM236 166H238V165H236ZM170 167V166H169ZM168 167V168H169ZM174 167V168H175ZM180 167V168H179ZM189 167V166H188ZM188 167H187V170H188ZM191 167H193L192 165L189 167V168H191ZM213 167V168H212ZM242 167V168H241ZM131 168L133 169V170H135L134 169V167H132V166H130V168L128 167L127 169H129V170H127V174L129 173V175H130V173H131V176H130V179L128 178L127 180H126V177H125V180L126 181H123V180H121L120 178L119 179H117V180H115V181H113V182H111L110 184H113V186H111V187H113V188H116V190L118 189L119 191H121L123 194H126L127 196H129L130 198H132L133 199V201H135L136 202V204H137V202H139L140 203V199L139 198H137L136 197V193H135V190L137 189V187H139L140 185H142V184H144L145 185V183H147V180L146 179H149L148 177H151L149 174V176L148 175H145V176H147V177H143V175H142V177H140L139 175H138V173L136 174V173H134V172H136V170L133 172V170L131 171ZM139 168V167H138ZM245 168V167H244ZM79 169V168H78ZM154 169H155V167H154ZM156 169H157V167H156ZM186 169V168H185ZM207 169H214V172H210L211 174H213L212 176H209L208 174H210L209 173V171L207 170ZM144 170V169H143ZM160 170V169H159ZM162 170V169H161ZM172 170H174L173 168H172ZM175 170H177V168L175 169ZM183 170V169H182ZM237 170H239V171H237ZM243 170V169H242ZM82 171H84L86 174H88V175H92V174H95V173H93V171L92 170H90L89 168H84ZM121 171H123V173H124V171L125 170H121ZM163 171V170H162ZM181 170H179V172H180ZM191 171H193V170H191ZM120 172V171H119ZM151 172V171H150ZM156 172H160V171H156ZM177 172V171H176ZM245 172V171H244ZM154 173V172H153ZM165 173V172H164ZM171 173H173V171L171 172ZM181 173V172H180ZM247 173H249V172H246L245 173V177L247 176V177H249L248 175H246ZM252 173V172H251ZM97 175H99L100 173H96ZM121 174H122V172H121ZM160 174V173H159ZM174 174V173H173ZM177 174V173H176ZM179 174V173H178ZM210 174V175H211ZM244 174V173H243ZM161 175V174H160ZM175 175V174H174ZM182 175V174H181ZM231 175V176H232ZM164 176V175H163ZM175 176H177V175H175ZM174 176V177H175ZM178 176H180V175H178ZM183 176V175H182ZM230 177V174L229 175H226L225 177ZM123 177V176H122ZM172 177H173V175H172ZM184 177V176H183ZM227 177V178H228ZM242 177V176H241ZM244 176H243V178L242 179H244L245 178ZM124 178V177H123ZM153 178V177H152ZM152 178H150V179H152ZM177 178V177H176ZM182 178V177H181ZM232 178L233 177H231L230 179L232 180ZM251 178V177H250ZM249 178V179H250ZM149 179V180H150ZM157 179V178H156ZM155 179V181H157ZM178 179H179V177H178ZM184 179V178H183ZM189 179H190V176H189ZM192 179V178H191ZM190 179V180H191ZM193 179H194V177H193ZM192 179V180H193ZM241 179V178H240ZM247 179V178H246ZM255 179V178H254ZM100 180L101 181H103L101 178H100ZM236 180V179H235ZM238 180V179H237ZM251 180V179H250ZM249 180V181H250ZM18 181V180H17ZM154 181V182H155ZM159 181V180H158ZM167 181V180H166ZM165 181V182H166ZM180 181V180H179ZM178 181V182H179ZM186 181V180H185ZM240 181V180H239ZM246 181V180H245ZM105 182V181H104ZM154 182H152L151 181V183H152V185H153V187H155L156 188V184L154 183ZM160 182V181H159ZM188 182V181H187ZM186 182V184H188V186H189V183H187ZM224 182V183H223ZM226 182L228 183L229 181L228 180H226ZM241 182V181H240ZM240 182H237V184L238 183H240ZM243 182H244V180H243ZM246 182H248V181H246ZM21 183V182H20ZM106 183V182H105ZM151 183H150V181H149V183H147V184H150L151 185ZM164 183V182H163ZM172 183V182H171ZM177 183V182H176ZM179 183H181V182H179ZM232 183V181L230 182V184ZM234 183V182H233ZM236 183V182H235ZM250 183H251V181H250ZM109 184V183H108ZM109 184V185H110ZM244 184H246V183H244ZM244 184H242V185H244ZM143 185V186H144ZM152 185L151 186H147V185H145L146 187H148V189H149V191H151V195L152 194H155V191L152 189ZM168 185H169V183H168ZM179 185V184H178ZM184 186V187H186V188H183L182 189V187L181 186ZM180 187H181V189H182V191H184V192H186L187 191V189H189L188 188V186H185L184 184H182ZM227 186H229L228 184H226ZM255 185H256V183H255ZM144 186V187H145ZM171 186H174V183H173V185H171ZM234 186V185H233ZM245 186V185H244ZM247 187L249 186V185H246ZM145 187V189H147ZM223 187H225V186H223ZM232 187V186H231ZM235 187V186H234ZM250 187H252L251 185H250ZM256 187V186H255ZM112 188V189H113ZM154 188V189H155ZM179 188V187H178ZM226 188V187H225ZM243 188V187H242ZM173 189V188H172ZM181 189H180V191H181ZM186 191H185V190ZM245 189V188H244ZM246 189H248V188H246ZM245 189V190H246ZM252 189V188H251ZM251 189H249V190H251ZM173 190H175V189H173ZM252 190H254V188L252 189ZM172 191V190H171ZM230 191H232V190H230ZM247 191V190H246ZM255 191V190H254ZM258 191H259V189H258ZM170 192V191H169ZM255 192H257V191H255ZM172 193H174V191L172 192ZM188 193V192H187ZM233 193V192H232ZM245 193V192H244ZM248 193V192H247ZM156 194H157V190H156ZM168 194V193H167ZM170 194H171V192H170ZM181 194V193H180ZM223 194H226L225 192L223 193ZM234 194V193H233ZM242 194V193H241ZM257 194V193H256ZM256 194H254V195H256ZM164 195H166L165 193H164ZM171 195H173V196H175L174 194H171ZM187 195V194H186ZM240 195V194H239ZM243 195V194H242ZM241 195V196H242ZM247 195V194H246ZM250 195V194H249ZM148 196H149V194H148ZM160 197V195L158 194V195H156V197ZM166 196H169V194L168 195H166ZM226 196H228L227 194H226ZM252 196H253V194H252ZM243 197V196H242ZM249 197V196H248ZM255 197V196H254ZM162 199H163V197H161ZM161 198L159 199H157L159 202H158V204L161 202L160 200H161ZM168 198H170V197H167V199ZM172 198V197H171ZM230 198V197H229ZM178 199H179V197H178ZM240 198H238V200H239ZM242 199V198H241ZM244 199V198H243ZM248 199V198H247ZM150 200H151V202H152V204H154L156 207L157 206H159L158 204H157V202L156 201H154V197L153 198H150ZM149 200V201H150ZM173 200V199H172ZM246 200V199H245ZM169 201H170V203H171V200L169 199ZM168 201V202H169ZM175 201H177V200H174V202ZM226 201H228V200H226ZM142 202V201H141ZM156 202V203H155ZM167 201H165L164 203H166ZM173 202V201H172ZM242 203H245V202H243V200L241 201ZM229 203V202H228ZM227 203V204H228ZM240 203V202H239ZM247 203V202H246ZM251 203V202H250ZM145 204V203H144ZM177 204V205H178ZM184 204V203H183ZM230 204H231V202L229 203V206H230ZM143 204H137V206L140 208V209H143V206H142ZM166 205V204H165ZM186 205V204H185ZM225 205H226V203H225ZM232 205V204H231ZM235 205V204H234ZM242 205V204H241ZM250 205V204H249ZM151 206V205H150ZM154 206V207H155ZM222 206V207H221ZM227 206V205H226ZM243 206V205H242ZM151 207H153V206H151ZM160 207V206H159ZM168 207V206H167ZM172 207V206H171ZM225 207V206H224ZM231 207V206H230ZM241 207V206H240ZM247 207V206H246ZM188 208V207H187ZM238 208V207H237ZM243 208H245V207H243ZM153 209V208H152ZM157 209H159V208H157ZM160 209H163L164 211H162L161 212V210H160V212H161V214H164V215H166V216H163L162 218H161V216H160V214L159 215H156V211H155V215H156V217H157V219L159 220V221H165V220H167L166 222L167 223H165V224H170V222H169V220H168V217L170 218L171 216H173V214H174V212L173 211H171V210H168V209H170V208H163V207H160ZM210 209V210H211ZM223 209H226V208H223ZM230 208H228V210H229ZM231 209H235V208H231ZM230 209V210H231ZM173 210V209H172ZM190 210V209H189ZM211 210V211H212ZM229 210V211H230ZM235 210H237V209H235ZM232 212H233V210H231ZM238 211V210H237ZM237 211H235V212H237ZM159 212V211H158ZM167 212L168 213H170L171 214V216L169 215V214H167ZM214 212V211H213ZM173 213V214H172ZM230 214V213H229ZM232 214H234V213H232ZM189 215V216H190ZM239 215V214H238ZM237 215V216H238ZM160 216V217H159ZM174 216V217H175ZM228 216V215H227ZM154 218H155V220H157L156 219V217L155 216H153ZM229 217V216H228ZM230 217H232V216H230ZM235 217V216H234ZM243 217V216H242ZM171 219V218H170ZM177 219V218H176ZM250 221V220H249ZM156 222V221H155ZM169 222V223H168ZM174 222H175V220H174ZM231 222V221H230ZM162 223V222H161ZM163 223V224H164ZM160 224V223H159ZM160 225H162V224H160ZM171 225V224H170ZM239 225V224H238ZM242 225H244V224H242ZM164 227V226H163ZM239 227V226H238ZM169 228H172V226L171 227H169ZM235 230V229H234ZM233 230V231H234ZM238 230V229H237ZM255 230V229H254ZM239 231V230H238ZM214 232H216V231H214ZM236 232V231H235ZM245 232V231H244ZM184 233V232H183ZM262 233V232H261ZM166 236V235H165ZM165 236H163L162 235V237L164 238V240L166 239L165 238ZM256 238V237H255ZM262 238V237H261ZM136 239H138V238H136ZM170 239V238H169ZM183 239V238H182ZM187 239V238H186ZM138 241V240H137ZM137 241H135V245H134V250H135V253H136V255L138 256V258L143 262V264H146V262H145V259H144V256H143V253H142V251H141V249H140V247H139V244H138V242ZM187 244V243H186ZM190 244V245H189ZM179 252V251H178ZM182 253V252H181ZM175 254H176V252H175ZM183 254H185V253H183ZM185 254V255H186ZM182 255V254H181ZM226 256V257H227ZM186 257V256H185ZM177 261V262H176ZM229 263L228 264H234V262H232V260L231 259H228L227 260ZM242 262V261H241ZM253 262V261H252ZM243 263V262H242ZM239 264H240V262H239ZM250 264H254V263H250Z\"/></svg>",
  "mask_w": 264,
  "mask_h": 264
},
{
  "label": "flooded vegetation",
  "instance_id": "af4514ba",
  "mask_svg": "<svg viewBox=\"0 0 264 264\" xmlns=\"http://www.w3.org/2000/svg\"><path fill=\"white\" fill-rule=\"evenodd\" d=\"M55 203L66 206L60 199ZM76 214V210L70 213L71 216ZM84 220L86 226L79 218L63 221L65 229H73L79 235L85 234L88 239L87 245L70 260L71 264H138L130 255L128 247V215L117 219L107 213L97 215L93 212L88 213ZM57 250L64 254L63 247Z\"/></svg>",
  "mask_w": 264,
  "mask_h": 264
},
{
  "label": "trees",
  "instance_id": "16d2710c",
  "mask_svg": "<svg viewBox=\"0 0 264 264\" xmlns=\"http://www.w3.org/2000/svg\"><path fill=\"white\" fill-rule=\"evenodd\" d=\"M133 223H134V217L128 216V235L131 234V230H132L131 226Z\"/></svg>",
  "mask_w": 264,
  "mask_h": 264
}]
</instances>
